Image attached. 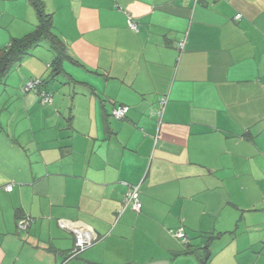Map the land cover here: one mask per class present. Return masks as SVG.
Returning a JSON list of instances; mask_svg holds the SVG:
<instances>
[{
	"label": "crops",
	"instance_id": "1",
	"mask_svg": "<svg viewBox=\"0 0 264 264\" xmlns=\"http://www.w3.org/2000/svg\"><path fill=\"white\" fill-rule=\"evenodd\" d=\"M43 2L70 59L0 83V264H264V0ZM36 24L0 0V50Z\"/></svg>",
	"mask_w": 264,
	"mask_h": 264
},
{
	"label": "trees",
	"instance_id": "2",
	"mask_svg": "<svg viewBox=\"0 0 264 264\" xmlns=\"http://www.w3.org/2000/svg\"><path fill=\"white\" fill-rule=\"evenodd\" d=\"M29 1L37 14L36 27L23 37L13 38L7 47L0 50V83L5 79L13 65L29 55L32 49L42 41H47L55 50V57L49 66L52 68L50 74L52 78L64 72L63 62L66 59H70L64 41L54 31L53 16L46 10L43 0ZM40 81V87L47 84V80L40 79ZM38 92L41 91L39 90ZM188 241L186 243H189Z\"/></svg>",
	"mask_w": 264,
	"mask_h": 264
},
{
	"label": "built area",
	"instance_id": "3",
	"mask_svg": "<svg viewBox=\"0 0 264 264\" xmlns=\"http://www.w3.org/2000/svg\"><path fill=\"white\" fill-rule=\"evenodd\" d=\"M242 15L241 14H237L236 18H241ZM129 26L131 28L136 29L137 25L136 22L132 19L129 20ZM181 46H183V44H181ZM41 81L38 78H31L24 87V91L26 92H30V91H39V87H40ZM41 95V101L43 103H48L52 101V95L49 92L46 91H41L40 92ZM161 104L163 105V108L167 102V97L163 96L160 100ZM163 110V109H162ZM129 111V107L125 106V105H121L118 106L116 108L113 109V115L115 117L118 118H124L126 116V114ZM162 112V111H161ZM8 190H12V185H8L7 186ZM127 201L128 203L131 205L132 209L138 213L141 212L142 209V205H141V200H140V189H139V185H135L133 186L127 193ZM31 223V220L29 218H24L21 219L18 223V227L21 230H27V228L29 227ZM175 235L182 239L183 241L187 242L188 238L186 237V235L183 233V231L180 229L178 230ZM91 244V240H86L82 237L77 239V243H76V248L72 251L73 254L79 253L80 251L84 250L87 246H89Z\"/></svg>",
	"mask_w": 264,
	"mask_h": 264
},
{
	"label": "rangeland",
	"instance_id": "4",
	"mask_svg": "<svg viewBox=\"0 0 264 264\" xmlns=\"http://www.w3.org/2000/svg\"><path fill=\"white\" fill-rule=\"evenodd\" d=\"M54 31L56 32L55 28ZM57 33V32H56ZM34 52H40L42 55L44 56H51L52 58H54L55 56V50L50 46V44L47 41H42L36 48L32 49L31 53ZM18 63V62H17ZM15 63V64H17ZM15 64L13 65V67L15 66ZM48 65V63H46V66ZM47 74L46 79L48 81V83H50L49 87H51V85H53L55 82L57 83L58 81H65V77L64 76H59L57 77L56 80H54L53 82H51V80L49 81V79H51L49 77V72H50V68H47ZM7 80V78L5 79ZM3 84L0 85V88H3ZM22 92V91H21ZM34 91H31V93L33 94ZM50 94L52 95V92L50 91Z\"/></svg>",
	"mask_w": 264,
	"mask_h": 264
}]
</instances>
